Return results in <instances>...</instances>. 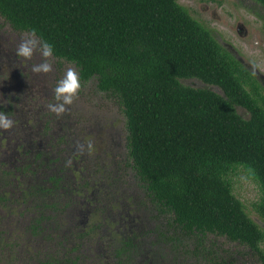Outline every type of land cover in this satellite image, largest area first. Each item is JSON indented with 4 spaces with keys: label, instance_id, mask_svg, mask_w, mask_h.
I'll return each mask as SVG.
<instances>
[{
    "label": "trees",
    "instance_id": "16d2710c",
    "mask_svg": "<svg viewBox=\"0 0 264 264\" xmlns=\"http://www.w3.org/2000/svg\"><path fill=\"white\" fill-rule=\"evenodd\" d=\"M256 1L264 6V0ZM0 16L41 46L49 44L53 58L75 65L80 82L94 80L95 90L114 97L123 111L128 153L124 168L131 177L120 198L97 195L95 202L96 213L121 215L116 224L98 220L94 226L116 243L111 252L114 264H242L248 256L264 264V232L235 196L231 181L233 174L245 171L258 184L261 197L255 210L264 222L262 87L205 25L177 0H0ZM188 79L220 93L187 86L183 81ZM40 154L33 162L44 167ZM57 160L58 165L61 159ZM55 170L47 163L43 174L52 173L48 181L57 185L64 179ZM7 176L8 184L0 181V190L13 184V175L6 172ZM89 185L84 180V186ZM71 188L62 198L65 205L44 202L38 219L30 220L24 230H13L22 241L26 236L20 251L33 255L11 264H83L87 258L103 264L98 259L105 255L89 254L84 248L93 230L77 231L73 210L80 209V193L76 185ZM43 190L54 196L49 187ZM92 190L93 186L89 194ZM112 202L118 204L111 212ZM65 207L74 214L73 220L67 217L68 233L79 246L74 262L55 256L52 248L34 251L42 238L43 245H49L45 238L63 223ZM118 226L122 231L113 236L112 227ZM210 237L237 244L234 247L243 249L237 252L241 256L216 252Z\"/></svg>",
    "mask_w": 264,
    "mask_h": 264
},
{
    "label": "rangeland",
    "instance_id": "374dc122",
    "mask_svg": "<svg viewBox=\"0 0 264 264\" xmlns=\"http://www.w3.org/2000/svg\"><path fill=\"white\" fill-rule=\"evenodd\" d=\"M177 1L197 21L201 22L211 31L220 45L229 46L234 51L232 53L233 56L243 61L247 70L254 75L262 87L259 92L264 96V10L253 1L247 2L248 7L244 5L245 2L242 0ZM237 26L242 27V30H238ZM29 38H34L38 42L32 57L24 59L17 57V55L15 56L14 52H16L18 46ZM41 49L42 46L35 37L28 33L14 32L10 25L0 16V112L7 114L14 121L11 129H0V160L5 161L10 159L13 151L22 143L23 139L27 147L34 149L37 153L43 154V156L40 154V161L46 164L58 161L57 155H63L65 172L67 173L71 169V174L75 176L76 183L74 185L78 187L79 196L87 197L80 204L82 210L86 212L83 219V233L92 230L96 226V223H98V220L105 225L116 224L119 216H121L120 214L111 218L110 216L96 213V196L100 195L101 197V194L105 190L104 186H98L95 195L89 194L90 185L84 186V180L87 178L90 180L103 178L99 177L98 173H90L88 171L90 167L78 166V163H80L81 155L86 156V154H94L96 151L100 152L95 148V141L102 143L106 135V127L92 131L93 124H90V121H88L89 117L93 116L91 114H95L97 119L102 118L99 120V124L107 126L109 123H114L122 126V123L123 125L125 124L123 111L116 99L107 97L104 93L96 91V83L92 80L80 86L76 97L73 99V103L66 106V111L63 114L57 116L52 113L48 109V104L56 103L54 100V89L58 81L63 79L69 68H72L76 72L77 78L78 73L75 65L71 63L57 60L52 56L44 58ZM7 55H12L13 57H6ZM13 58L15 59V65L12 63ZM46 59L52 66L51 72L47 74L34 73L32 71L33 66L44 63ZM183 82L187 86L211 88L220 93L217 88L210 87L196 79H188ZM237 111L241 116L247 117L241 108H238ZM81 126L85 130H82ZM23 129L30 135L29 138L25 139ZM67 131H71V138L75 137L74 139L76 140L82 139V143L88 142L83 147H76L77 151H79L76 156H73L72 153L65 154L73 148V144L70 148L66 147L65 149L64 147L66 136L63 134L68 135ZM88 144L92 145L91 150H89ZM62 150H64V153ZM43 159L51 161L45 162ZM85 163L83 161V164ZM32 167L35 174L25 176L28 172L27 169L22 171L23 175L17 172L10 177V180L14 181L13 184L5 186L0 190L6 193L5 198L11 197V200L8 201L5 207H2V203L0 202V261L3 260L5 264H11L15 260L18 261L20 257H24L21 260L32 258V252L26 256L25 252L20 251L26 246V236L24 237V241H22V235L15 233L13 230L17 227L23 230L26 229L31 216H39L41 214V206H43L47 199L53 197L51 194L45 193L43 186L38 184V180L41 179L44 173L40 167V162H34ZM72 168L75 169L76 175L73 173ZM10 172L11 169L8 174ZM104 180L106 185H111L112 187L110 188H113L116 193H120L118 190L124 187L126 183L121 184L122 178L117 179L114 185L111 184L108 178H104ZM231 181L235 196L243 202L249 217L264 232V222L255 210V204L261 197V190L258 184L248 177L245 171H238L236 174H233ZM24 182L26 183L23 184ZM18 183H22V185L19 186ZM59 186L62 185L59 184ZM93 187L96 189L95 186ZM21 188L22 193H19ZM94 191L92 190V193ZM84 194L85 196H83ZM131 198L139 200L137 196H132ZM116 204L118 203L112 202L108 206V209L111 212L116 210ZM67 217L71 218L70 220H73L74 217L69 207H65L63 210V223L58 228H54L55 232L52 235L45 238L49 245H43V243L37 244L35 247L33 246L34 251L43 249L45 252H49L51 251L49 249L52 248L54 252H57L55 256L57 255L59 258L65 260L71 258L74 262L79 246L77 241L73 240L68 233L70 222ZM111 219H114V221L111 222ZM119 227H112L113 236L118 235L119 231H122ZM100 229L98 227L97 229H93L90 234L88 233L84 248L89 254L105 255V258L98 259L99 262L114 264L111 252L116 243L112 244L111 236L108 233L101 234L98 231ZM60 238H62L61 241ZM50 240L53 241V244H51ZM214 244L222 245L237 257L241 256L237 252H243L241 247L230 246L237 244H228L221 238L215 239ZM33 247L32 245H27L29 249H33ZM262 248L264 249V243L262 244ZM5 253L9 254L6 260L3 257ZM39 258L34 257L35 260ZM255 261L253 257L248 256L247 259H243L242 264H250V262L257 264ZM79 262L75 261V264H79ZM83 264H92V260H88L87 258V261L83 262Z\"/></svg>",
    "mask_w": 264,
    "mask_h": 264
},
{
    "label": "flooded vegetation",
    "instance_id": "af4514ba",
    "mask_svg": "<svg viewBox=\"0 0 264 264\" xmlns=\"http://www.w3.org/2000/svg\"><path fill=\"white\" fill-rule=\"evenodd\" d=\"M242 1L245 2L244 3L245 6H247V2L248 1H253V2H255V4L257 6H259L260 8H262L264 10V6L262 4H260V3H258L256 0H242ZM237 27H238V30L239 29L242 30V27H240V26H237ZM13 31L16 32V33H21V32L15 31V30H13ZM244 31H245V29H244ZM222 46L231 55H233L232 53L234 51H232V49L229 46L228 47H226L224 45H222ZM14 55L16 56V52H14ZM6 57H13V56L12 55H7ZM239 61L245 67V64L243 63V61H241V60H239ZM12 63L15 65V59L14 58L12 60ZM79 83H80V86H81V85H85V84H87L89 82L83 83V82L79 81ZM210 87H212V86H210ZM209 89H211V88H209ZM100 93H103V92H100ZM105 95L107 97H111V96H108L107 94H105ZM111 98H114V97H111ZM91 115H93V116L89 117L90 119L88 121H90V124H93L92 131H96V130H98V128L100 129V128L106 127L107 128L106 129V135H105V138L103 139L102 143H97L95 141V148H96V150H98L100 152L96 151L94 154H90V155L86 154V156L81 155L80 163H78V166L79 165L88 166V167H90V168H88V171L90 173H92V174L98 173L97 175L99 177L103 178V179H96L95 178V179H92V180H90L89 178L86 179L87 181L91 182L90 186H95L96 187V189L94 191L95 194H96V192L98 190L97 187L103 185L105 190H104V193L101 194V198H105V199L106 198H110L111 197V193L115 196V198L116 197L120 198V196L123 195V192H124L123 188L124 187H121V189L118 190V191H120V193H116V192H114L113 188H110V187H112L111 185H109V184L106 185V182H105L104 178H108L112 185H114L116 180L119 179V178H122L121 184H123L125 182L129 183V179H130L131 175L129 174V171L126 173V170L124 168L126 163H127L128 153H127V151L124 148L125 132H124L123 123H122V126L116 125L114 123H109L107 126H105V124H99V120L102 119V118L97 119L95 114H91ZM81 129L85 130L82 126H81ZM67 133H68L69 136L66 135V134H63V135L66 136L65 137V143L66 144H64V147H69L70 148L72 146V144H73V148L68 150L67 153H72L73 156H76V154L79 152V151H77L76 147H78V146L83 147V145L87 144L88 142L87 143H82V139L81 140L80 139L76 140V139H74L75 137L71 138L70 137L71 136L70 135L71 131H67ZM23 135H24L25 139L30 137V135H28V133H26V130H24V129H23ZM53 144H54V141H53ZM28 150H30V151H28ZM37 154L38 153L34 149H32L30 147H27L26 142L23 139L22 143L19 144L16 147V149L13 151L10 159H7L5 161H1L0 160V181H2V183L5 184V185L8 184L7 183L8 182V176L6 177V172L8 174L10 169H11V172L9 173V175H13V174H15L17 172L22 174V171L27 169L28 172H27V175H25V176H28L31 173L30 170L28 169V167L30 166L31 169L34 170L32 165L34 163L33 160L35 161V158H36ZM42 156H43V154H42ZM57 156H58V158L61 159V162L58 165L56 163H54V162H50L49 165L50 166H55V169H56L55 173H57L58 175H62L61 177H63V179H64L60 183L62 186H59V183L57 185H55L53 182L48 181V178L50 177V175L52 173H47V176L43 174L41 176V179L38 180L39 181L38 184L40 186H43V187L47 186V187H49L50 189L53 190L52 193H53L54 196L52 198H50V199H47L45 201V203L50 205L51 201H53L52 203H56V204L59 203L58 206L61 207L62 204L65 205L67 203V200H64L62 198H64L65 196L71 194V192L73 191L72 188H71V185L75 186L74 184L76 183V180H75V176L71 174V169L67 173L65 172V169H64L65 163H64V160L62 158L63 155H57ZM70 156H71V154H70ZM43 160L45 162L51 161V160L46 161V159H43ZM83 161L86 162V163L83 164ZM46 165L47 164L44 163V167L45 168L41 166V169L43 170V172L46 169ZM60 168H62L63 170L60 171ZM72 170L75 171L74 168H72ZM99 177H97V178H99ZM72 180H74V181L71 182ZM71 183H73V184H71ZM19 193H22V189H20ZM59 194H60V197H59ZM91 194L95 195L92 192H91ZM61 195H64V196L61 197ZM5 196L6 195H0V202L2 204H4V205H7L8 200H11V197L9 195H7L9 197L5 198ZM83 196H85V194ZM84 198H87V197L86 196L85 197H80L79 196L76 199L77 201H79V204H78L79 207H80L81 201ZM73 212L76 215V225L80 227V230L77 229V231L83 233V228H84L83 219H84V217L86 215V212L84 210H82L81 207H80V209L78 208V210H73ZM32 219H38V215L31 216L30 220H32ZM93 229H97V227H94ZM101 234H104V233L101 232ZM41 235L44 236L45 233L42 232ZM210 239H212V241H210V243L215 246L214 250L216 252L221 251L220 253H222L223 250H227L228 251V249L224 248L222 245H215L214 244L216 238L210 237ZM42 242H43V238H42V241L40 243H38V244H41ZM29 244H35V243L30 242ZM230 246H234V245H230ZM250 264H251V262H250Z\"/></svg>",
    "mask_w": 264,
    "mask_h": 264
},
{
    "label": "clouds",
    "instance_id": "9594fccd",
    "mask_svg": "<svg viewBox=\"0 0 264 264\" xmlns=\"http://www.w3.org/2000/svg\"><path fill=\"white\" fill-rule=\"evenodd\" d=\"M37 41L34 38H29L24 40L17 48V57L30 59L33 55V51L37 48ZM42 56L48 58L52 56V47L44 43L41 49ZM52 66L47 62L39 65H34L32 71L34 73H44L47 74L51 72ZM80 88V83L77 78L76 72L69 68L65 73L63 79L59 80L57 86L54 89V100L56 103L48 104V109L60 116L66 111V106L73 103L74 97H76L78 90ZM14 121L9 118V116L3 112H0V129L9 130L13 127ZM92 145L88 144L89 150H91Z\"/></svg>",
    "mask_w": 264,
    "mask_h": 264
}]
</instances>
